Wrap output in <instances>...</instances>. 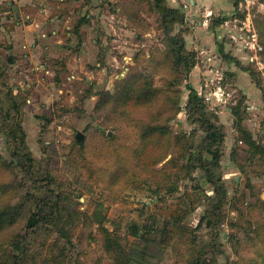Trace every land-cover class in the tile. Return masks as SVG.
<instances>
[{"label":"rangeland","instance_id":"1","mask_svg":"<svg viewBox=\"0 0 264 264\" xmlns=\"http://www.w3.org/2000/svg\"><path fill=\"white\" fill-rule=\"evenodd\" d=\"M119 5L105 48L62 32L51 73L24 77L33 161L0 133V264H264V155L246 142L264 147V0L176 7L189 69L152 0Z\"/></svg>","mask_w":264,"mask_h":264},{"label":"crops","instance_id":"2","mask_svg":"<svg viewBox=\"0 0 264 264\" xmlns=\"http://www.w3.org/2000/svg\"><path fill=\"white\" fill-rule=\"evenodd\" d=\"M6 1L0 0V14H4L3 17L6 19L4 21L8 22L5 25L3 17L0 18V30H2L0 39H8L4 49L9 54L5 60L0 54V59L8 66L9 75L10 71L13 73L15 71L10 81L20 84L22 82V86L18 85L15 92L23 91L26 84L24 77H27L29 71L51 73L46 60L57 52L54 49L57 46L55 44L62 43L66 39L62 37V32L71 42L77 41L78 51H81L83 47L89 49L88 45L105 48L103 40L108 39V33L110 36L113 34L111 28L113 27L114 32L117 33L115 30L119 27L115 25L119 21L117 18L123 22L119 15L122 7L116 6L118 0H99L98 2L95 0H51V4L48 0ZM167 2L173 7H183L191 3L196 7L203 4L212 6V9H218L229 3V0H167ZM1 3L5 4L4 8ZM45 29L48 32H45ZM129 30L134 29L126 25V31ZM112 36L115 37L114 34ZM20 52L23 56L19 55ZM9 58L13 60V63H9ZM66 64L70 69V62L67 61ZM59 71L57 70L56 75L60 73Z\"/></svg>","mask_w":264,"mask_h":264},{"label":"trees","instance_id":"3","mask_svg":"<svg viewBox=\"0 0 264 264\" xmlns=\"http://www.w3.org/2000/svg\"><path fill=\"white\" fill-rule=\"evenodd\" d=\"M135 1V0H134ZM154 6L158 9L160 16H161V23L165 30V38L167 39V45H168V53L174 56V62L178 65H186L187 69L189 67L192 68L193 64L192 62H187L186 58V48H185V39L182 36L181 33H175L172 34L170 32L171 28H167L166 25H168L173 20H178L182 22V18L184 19L183 14L179 10V8L173 7L168 4L167 0H152ZM123 10L126 8V5L124 7L123 4ZM127 13V9L125 10ZM134 14L137 15L136 11H134ZM131 19L134 18V15H129ZM128 16V18H129ZM171 19V21H170ZM9 63H13V60L11 58L8 59ZM128 79V78H127ZM131 78L128 79V82ZM124 82V80H123ZM134 82V81H133ZM15 84L10 83V75L8 72V66L1 62L0 59V133L2 136L7 137V144L8 149L13 155L15 154H25L26 155V161H29L30 163L33 161L32 157H30V149L27 144V131L24 127V115H25V108L27 106V97L26 93L23 91L15 92ZM147 89L150 90L151 88L147 86ZM191 96L190 99L192 102H198L199 95L198 91L194 88H191ZM142 94L141 96H143ZM140 96V97H141ZM241 119L239 118V123H241ZM9 125V126H8ZM217 127L213 126L212 131H209L207 136L215 138L219 135L217 132ZM246 132V131H245ZM246 142L250 144L252 148H254L258 153L264 155V147L260 144H258L247 132ZM221 140V139H219ZM194 146V145H193ZM195 154V149L193 150ZM198 154V153H197ZM213 160L218 161L219 159V153L217 150H215L213 153ZM199 159L203 160V157L200 158V153L198 155ZM204 160H208L206 157ZM202 169H204V172L209 174L210 168L207 164L202 163L201 166ZM210 176V175H208ZM211 181L213 182L212 177L210 176ZM14 209V208H11ZM7 215H10L12 213L6 212ZM4 214L6 219H8V216ZM101 221H105L104 217L101 216ZM36 221H39V219H36L34 222L32 220L29 223V226L36 225ZM15 253L17 251H22V248L20 247L19 241L15 242V245L12 249ZM25 253H28L27 250ZM199 260L198 262H200ZM24 262V256H18V260L16 263Z\"/></svg>","mask_w":264,"mask_h":264},{"label":"water","instance_id":"4","mask_svg":"<svg viewBox=\"0 0 264 264\" xmlns=\"http://www.w3.org/2000/svg\"><path fill=\"white\" fill-rule=\"evenodd\" d=\"M77 139L78 140H83V134L81 132H78Z\"/></svg>","mask_w":264,"mask_h":264}]
</instances>
